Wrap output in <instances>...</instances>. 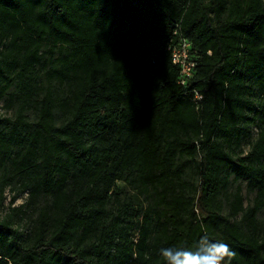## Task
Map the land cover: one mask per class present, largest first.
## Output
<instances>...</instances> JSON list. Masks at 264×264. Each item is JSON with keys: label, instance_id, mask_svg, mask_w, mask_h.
I'll return each mask as SVG.
<instances>
[{"label": "trees", "instance_id": "1", "mask_svg": "<svg viewBox=\"0 0 264 264\" xmlns=\"http://www.w3.org/2000/svg\"><path fill=\"white\" fill-rule=\"evenodd\" d=\"M0 100V264H264V0H0Z\"/></svg>", "mask_w": 264, "mask_h": 264}, {"label": "clouds", "instance_id": "2", "mask_svg": "<svg viewBox=\"0 0 264 264\" xmlns=\"http://www.w3.org/2000/svg\"><path fill=\"white\" fill-rule=\"evenodd\" d=\"M159 255L165 264H231L237 253L229 244L204 234L193 248L161 247Z\"/></svg>", "mask_w": 264, "mask_h": 264}, {"label": "built area", "instance_id": "3", "mask_svg": "<svg viewBox=\"0 0 264 264\" xmlns=\"http://www.w3.org/2000/svg\"><path fill=\"white\" fill-rule=\"evenodd\" d=\"M168 49L171 52L172 62L179 67V82L186 84L193 75L196 66L190 40L180 35L174 43L168 44Z\"/></svg>", "mask_w": 264, "mask_h": 264}, {"label": "rangeland", "instance_id": "4", "mask_svg": "<svg viewBox=\"0 0 264 264\" xmlns=\"http://www.w3.org/2000/svg\"><path fill=\"white\" fill-rule=\"evenodd\" d=\"M12 113V110L11 109H7L5 108L4 104H3V101L0 100V115H5V116H10ZM251 137L253 138L256 134V127H252V131H251ZM243 148L244 149H247L248 148V144L245 142L243 144ZM119 184L121 185V182H119ZM242 187H243V193L246 195V198L247 200H250L251 197H252V194H246V191H245V183L243 182L242 183ZM13 195H16V199L13 203V205H19L21 203H23L26 199V192H21V191H18V190H13V189H10V188H7L5 190V196H6V199H5V209H4V212L5 211H8V207H9V202H10V199ZM259 216L260 217H264V212L261 211L259 213ZM16 223L18 225H21L22 229H25L26 228V224L27 223V219H23L22 221L18 218H16Z\"/></svg>", "mask_w": 264, "mask_h": 264}]
</instances>
